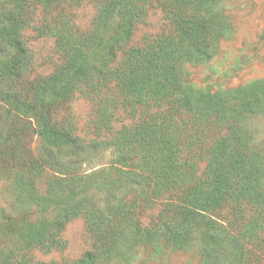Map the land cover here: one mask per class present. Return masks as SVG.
I'll return each instance as SVG.
<instances>
[{
    "label": "trees",
    "instance_id": "1",
    "mask_svg": "<svg viewBox=\"0 0 264 264\" xmlns=\"http://www.w3.org/2000/svg\"><path fill=\"white\" fill-rule=\"evenodd\" d=\"M83 1L15 0L0 16V101L34 116L40 136L70 159L54 155L32 166L28 197L55 215L16 219V264H101L136 246L183 249L195 239L201 264H264V160L243 126L246 113L264 107V80L213 91L181 73L184 63L218 53L225 29L218 0H91L86 27L74 19ZM151 4L166 29L134 44ZM37 8L38 33L54 38L59 62L31 75L23 34ZM77 91L91 101L96 129H105L88 141L68 113ZM118 112L130 123L113 128ZM108 147L115 164L93 187L80 165ZM78 215L89 249L75 260L26 262V248L60 247L66 222Z\"/></svg>",
    "mask_w": 264,
    "mask_h": 264
},
{
    "label": "rangeland",
    "instance_id": "2",
    "mask_svg": "<svg viewBox=\"0 0 264 264\" xmlns=\"http://www.w3.org/2000/svg\"><path fill=\"white\" fill-rule=\"evenodd\" d=\"M14 1L0 0V16ZM215 9L225 23L218 53L207 61L184 63L181 68L183 80L194 87L213 91L264 80V0H218ZM93 14L91 0H84L74 8L75 22L82 27L89 24ZM31 17L33 20L23 34L33 60L31 75L46 74L59 62V57L54 48V38L38 33L36 27L42 20L38 8ZM165 29L166 20L161 9L151 4L135 29L132 42L142 43ZM5 57L0 54V64ZM68 113L75 134L86 141L97 137V132L105 131L104 127L96 129L92 103L82 91L73 94ZM128 123L130 119L118 112L112 126L118 128ZM243 126L250 137L249 144L261 153L264 160V107L246 113ZM54 155L61 162L70 160L69 156L63 155L62 149H57L40 136L34 116L19 115L10 110L6 102L0 101V264H16V219L30 223L55 215L53 207L44 209L36 205L26 191L32 166L37 160L50 159ZM115 156L110 147L101 148L90 161L80 165L79 171L83 175L91 174L88 180L95 187L100 177L115 164ZM98 170H103L100 175ZM95 189L87 192L101 195L102 192ZM150 212L148 210L142 216L147 217ZM60 239L62 245L58 248L43 245L26 248V262L49 263L79 258L91 246L84 217L78 215L67 221ZM132 249L128 256L111 258L101 264H201V246L197 239L183 249L173 248L165 242L155 247L136 246Z\"/></svg>",
    "mask_w": 264,
    "mask_h": 264
}]
</instances>
